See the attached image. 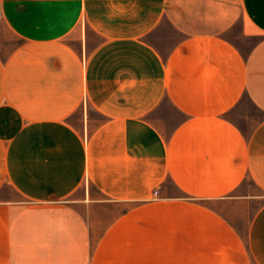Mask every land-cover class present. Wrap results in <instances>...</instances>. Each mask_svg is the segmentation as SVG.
Listing matches in <instances>:
<instances>
[{
    "label": "crops",
    "instance_id": "obj_1",
    "mask_svg": "<svg viewBox=\"0 0 264 264\" xmlns=\"http://www.w3.org/2000/svg\"><path fill=\"white\" fill-rule=\"evenodd\" d=\"M225 6L0 0V264H264V203L229 220L264 196V0L247 50ZM103 200L133 204L98 236Z\"/></svg>",
    "mask_w": 264,
    "mask_h": 264
},
{
    "label": "rangeland",
    "instance_id": "obj_2",
    "mask_svg": "<svg viewBox=\"0 0 264 264\" xmlns=\"http://www.w3.org/2000/svg\"><path fill=\"white\" fill-rule=\"evenodd\" d=\"M226 3L225 9L221 10L222 12V20H221V29L220 35L231 40L235 45L241 46L244 50L248 48L243 46L244 43H241V34H242V14L239 7V0H223ZM180 38V34L178 35ZM71 43L77 46L80 42L76 39H69ZM90 45H96L101 42L102 37L99 34H92L90 36ZM20 42V41H19ZM248 46L250 43L247 44ZM174 117V116H172ZM184 116L178 112L176 115V120L178 124L182 121ZM246 183H251V180L247 179ZM84 184L78 195H82L85 189ZM90 190L94 191V186L89 185ZM253 188V186H252ZM7 193H13L10 190V187L7 186L5 188ZM96 196H101L100 194L95 193ZM261 195V193H260ZM264 203V196L261 195L257 197L251 203L243 206L241 211L232 212V216L229 217V220L237 227V229L241 232L243 236L246 235V228L248 222L252 219L254 213L260 206ZM133 203L127 202H119L115 200H103L94 202L89 205L87 203H80L79 208L87 214V219L89 223L92 225L95 234L99 236L100 232L104 228L108 222L118 214L126 210Z\"/></svg>",
    "mask_w": 264,
    "mask_h": 264
},
{
    "label": "built area",
    "instance_id": "obj_3",
    "mask_svg": "<svg viewBox=\"0 0 264 264\" xmlns=\"http://www.w3.org/2000/svg\"><path fill=\"white\" fill-rule=\"evenodd\" d=\"M157 193V191H155Z\"/></svg>",
    "mask_w": 264,
    "mask_h": 264
}]
</instances>
